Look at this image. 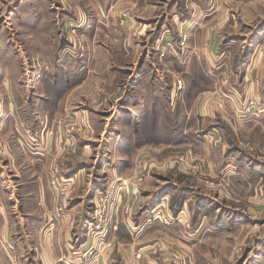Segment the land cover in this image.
Returning a JSON list of instances; mask_svg holds the SVG:
<instances>
[{"label":"rangeland","instance_id":"rangeland-1","mask_svg":"<svg viewBox=\"0 0 264 264\" xmlns=\"http://www.w3.org/2000/svg\"><path fill=\"white\" fill-rule=\"evenodd\" d=\"M258 54L264 0H0V238H27L36 224L48 234L67 216L81 223L72 237L89 264H264V147L252 135L232 141L236 162L259 172L249 182L210 174L193 144L216 148L223 134L182 117L205 68L229 85ZM251 100L242 115L253 114ZM32 113L61 133L16 132L32 127ZM26 152L44 154L43 166ZM38 205L47 209L36 214ZM147 227L158 229L152 240L124 255L119 241L146 238Z\"/></svg>","mask_w":264,"mask_h":264},{"label":"crops","instance_id":"crops-1","mask_svg":"<svg viewBox=\"0 0 264 264\" xmlns=\"http://www.w3.org/2000/svg\"><path fill=\"white\" fill-rule=\"evenodd\" d=\"M252 63H254L252 66L253 68L252 70L247 69V75L241 76L240 74H234V77H228L227 79L230 80L229 85H223L221 83L222 79L225 78V72H222L220 69L213 71L209 69L207 72V69L205 68L203 76L196 77L191 81L189 80V84L192 82L196 83L197 94L194 100L191 102L189 108L190 114L185 116L182 114V117H187L186 120L189 119L191 125L193 123V126L195 127H202L203 130L205 128L207 129L208 127H217V129H219L223 134L222 136L224 138V143L220 144L216 148L209 149L204 145L203 140H200V142H194L195 144L199 145L193 144L195 147L193 149L197 150L195 151V154L201 159V161H204L206 163V167L212 171L210 174H216L218 171L224 170L230 174H233L232 176H234L235 179L243 178L245 182L252 178V174H254V172H259L255 171L252 167L247 166V163L242 162L243 160H241L242 163L236 162L235 157L237 156L238 149L232 148V141L235 140V136L238 137V141H240L243 140L241 137L252 135L254 139L258 140L260 144H262V148L264 147V87L261 85L263 80L262 77H264V55L258 54L256 61H253ZM250 99L254 100L255 103L253 114L242 115L239 109ZM10 100L11 103L8 105V108L9 106L10 108L8 109L7 114L11 116L10 123H13L14 109L12 103V94L10 95ZM217 102L220 103L219 107L217 106ZM20 110L22 113H29V111L24 112V109L22 108ZM35 113H32V116L28 115L25 118L26 120H30L31 118L32 127H17L16 132H20V134L24 135L28 128L32 130H38L47 126L46 129H48V132L54 133L55 135L61 133L62 127L56 126L55 121L49 120V118L47 120L46 114L42 116L41 121H38L36 117H33ZM75 115H79L77 110H75ZM47 116L49 117L48 113ZM89 116L88 118L85 117V131L83 132L86 133V135L93 133L94 130V127H91L92 118H89ZM47 121L48 125H46ZM49 125H51V127H49ZM12 132L16 133L14 129H12ZM254 134H257V137H255ZM48 137H50V135H48ZM41 140L42 139L40 138V148H38L40 150L44 149V151H42L45 153V141L41 142ZM189 143L193 142L189 141ZM227 146L232 148L233 153L230 155L231 157H229V159H227L228 157L222 159ZM23 155L25 160L30 161L32 165L38 162L42 166L44 164L45 159H42L44 154L39 152L30 154L26 152L23 153ZM245 165L249 168L248 170L245 168ZM242 166H244V170L241 168ZM208 169L207 171L209 172ZM38 178L39 177H35L34 181H36ZM68 181H71V179ZM34 190L39 192L37 187ZM39 196L41 199L45 198L44 194L42 193H40V195H36L35 197ZM38 206L35 210L40 209V211L36 214H39L43 211L44 207H47V205H42L43 207ZM48 214H51L50 210H48ZM66 217L67 216H65L63 219L62 217L59 218L50 228L52 231L48 234L46 233L43 235L42 230H40L39 226L36 224L35 227L38 231H34V233L27 238L25 236H22L18 240L8 237L0 238V247H2V254H0V264H89L90 261L87 260L85 257L86 255L83 254L86 250L85 244L77 247L76 242L72 237L78 234L77 231L81 226V223H78V225L74 224V226H72L71 223L64 221ZM28 226L30 225L28 224ZM2 227L4 226L2 225ZM154 228L158 230L156 227L146 228L144 231L146 238L141 237L138 239H132V241H124V243L119 241V250L124 253V255L132 253L134 244H144L152 240V237H147L146 235L153 232V230H155ZM72 231H74L73 234ZM9 240L13 241L15 246L12 251H9L5 245V242H8ZM181 241H179V243H182ZM183 245L187 246V244ZM147 249L148 248L145 247L142 248V251L145 253V255L150 252ZM107 252V248L102 251L103 258H107L110 255V253L108 254ZM30 254H34V256H31ZM149 261H145L144 264H152V261L154 262L153 264L157 262L154 259H149Z\"/></svg>","mask_w":264,"mask_h":264},{"label":"built area","instance_id":"built-area-1","mask_svg":"<svg viewBox=\"0 0 264 264\" xmlns=\"http://www.w3.org/2000/svg\"><path fill=\"white\" fill-rule=\"evenodd\" d=\"M180 83L181 82L179 81L178 84H180ZM132 192L134 195L138 194V190L136 189L135 186H133ZM155 219L158 220L159 222H161L164 226H169L172 223V219L169 216H166V215L160 214V213H157V215L155 216Z\"/></svg>","mask_w":264,"mask_h":264}]
</instances>
